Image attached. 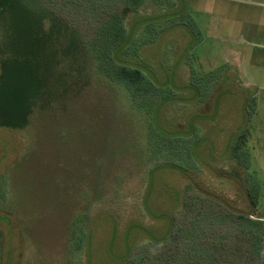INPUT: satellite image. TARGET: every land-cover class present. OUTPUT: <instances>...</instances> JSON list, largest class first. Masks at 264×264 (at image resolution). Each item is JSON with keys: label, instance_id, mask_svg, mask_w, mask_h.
Returning a JSON list of instances; mask_svg holds the SVG:
<instances>
[{"label": "rangeland", "instance_id": "rangeland-1", "mask_svg": "<svg viewBox=\"0 0 264 264\" xmlns=\"http://www.w3.org/2000/svg\"><path fill=\"white\" fill-rule=\"evenodd\" d=\"M183 1L0 0V264H142L168 251L175 218L208 264L200 238L252 213L228 150L242 128L264 221V0ZM114 8L126 48L104 19ZM115 49L145 75L138 88L105 74ZM234 55L258 87L255 124L241 118L249 78L226 76Z\"/></svg>", "mask_w": 264, "mask_h": 264}, {"label": "trees", "instance_id": "trees-1", "mask_svg": "<svg viewBox=\"0 0 264 264\" xmlns=\"http://www.w3.org/2000/svg\"><path fill=\"white\" fill-rule=\"evenodd\" d=\"M153 3L163 10L168 9L173 12L177 9L187 10L183 0H126V9L128 13H134L146 9L148 5ZM114 9L115 12L109 11L107 13L104 11V19L109 25L114 26L115 30L112 32L115 45L124 44L126 48L132 41H129V39L127 42V37L133 38L134 33H127L123 25L124 14L120 9ZM117 50L115 49L113 55L108 59L109 68L105 64V74L109 75L111 79L121 82L129 90L138 88L144 81L145 75L140 68L128 64L129 61H126V58L121 57L119 60ZM107 69L109 71H106ZM251 114L250 112L249 115ZM230 142L231 145L228 150H231L232 158L236 159L247 173L245 186L252 213L248 215L243 213L230 215L236 231L229 238H227V235L220 236L216 235L215 231H209L210 235L201 237L196 246L201 248L203 252L206 251L202 253L200 258H205L208 264H264V221L253 217L259 204L261 185L257 176L248 172L251 166V153L246 128L239 129L234 133ZM221 209L226 211L223 208ZM176 220L177 218H175L171 228V238L165 243L168 251L155 253L153 247L147 248L145 255L142 256V264H188L187 261L191 260L194 264L195 260L191 257V254L187 255V242L181 237L180 231L177 230ZM181 228L183 227L180 226ZM169 243H171L170 246H168ZM131 260V264H140L138 257H133Z\"/></svg>", "mask_w": 264, "mask_h": 264}, {"label": "crops", "instance_id": "crops-1", "mask_svg": "<svg viewBox=\"0 0 264 264\" xmlns=\"http://www.w3.org/2000/svg\"><path fill=\"white\" fill-rule=\"evenodd\" d=\"M234 56H235L234 57L235 63L234 64L231 63L232 65L230 67H228V69L226 71L227 72L226 76L229 75L231 80L233 78L232 82L234 84L235 83H239V80L236 79V78H241V79H242V77H248L249 78L250 81H242L241 80L242 81L241 86H245L244 91H247L248 93L252 92V96H250L247 99V101L244 103L243 112H242V117L241 118H242V122L244 124H247V123L249 124V122L252 124L253 123V119L256 116V114L258 113V109H259V100H258L257 96H255V92L258 89V87H257V85L255 83V80H254V77H253L254 75L249 74L248 70L247 71L245 70V72H246V75H245V73L243 72V68L240 67L241 65H238L239 63H237L238 62L237 60L239 59L238 56L237 55H234ZM261 76H264V74L261 75ZM231 91H233V89H231ZM250 112L252 113L251 115H249ZM253 124H255V123H253ZM257 131H260V129L257 128ZM247 133H248V140H249L250 139L249 136H250L251 133H249V130H247ZM233 135H234V133L231 134V138H232Z\"/></svg>", "mask_w": 264, "mask_h": 264}]
</instances>
